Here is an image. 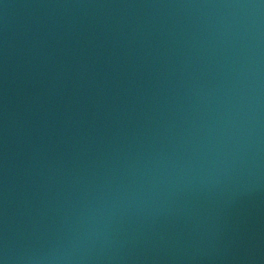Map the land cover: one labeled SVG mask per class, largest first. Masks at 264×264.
I'll use <instances>...</instances> for the list:
<instances>
[{
	"label": "water",
	"instance_id": "95a60500",
	"mask_svg": "<svg viewBox=\"0 0 264 264\" xmlns=\"http://www.w3.org/2000/svg\"><path fill=\"white\" fill-rule=\"evenodd\" d=\"M0 264H264V0H0Z\"/></svg>",
	"mask_w": 264,
	"mask_h": 264
}]
</instances>
